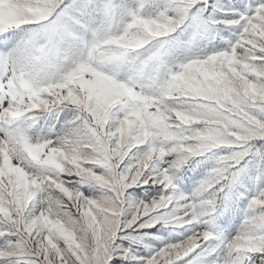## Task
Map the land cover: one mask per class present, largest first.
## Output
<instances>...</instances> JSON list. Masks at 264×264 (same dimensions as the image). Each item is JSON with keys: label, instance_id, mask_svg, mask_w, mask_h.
<instances>
[{"label": "snow or ice", "instance_id": "snow-or-ice-1", "mask_svg": "<svg viewBox=\"0 0 264 264\" xmlns=\"http://www.w3.org/2000/svg\"><path fill=\"white\" fill-rule=\"evenodd\" d=\"M0 264H264V0H0Z\"/></svg>", "mask_w": 264, "mask_h": 264}]
</instances>
